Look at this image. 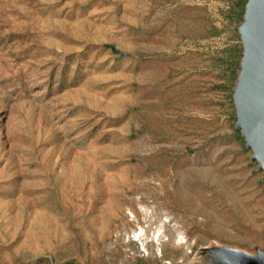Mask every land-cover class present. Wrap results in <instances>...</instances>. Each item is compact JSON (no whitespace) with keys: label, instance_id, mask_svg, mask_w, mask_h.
<instances>
[{"label":"rangeland","instance_id":"1","mask_svg":"<svg viewBox=\"0 0 264 264\" xmlns=\"http://www.w3.org/2000/svg\"><path fill=\"white\" fill-rule=\"evenodd\" d=\"M237 3L0 0V264H264V8Z\"/></svg>","mask_w":264,"mask_h":264},{"label":"trees","instance_id":"2","mask_svg":"<svg viewBox=\"0 0 264 264\" xmlns=\"http://www.w3.org/2000/svg\"><path fill=\"white\" fill-rule=\"evenodd\" d=\"M247 4V0H238L236 4V8L232 11V19L235 18L237 22H241L244 17L245 7ZM237 9V10H236ZM236 10V11H235ZM237 44L236 46L230 47V49L226 50V53H229L225 65L226 68L224 70L225 74L227 73V85H232L237 79V73L240 70V62L243 58V47L242 44ZM226 76V75H225ZM226 87V85L224 86ZM230 99L232 101V95L230 94Z\"/></svg>","mask_w":264,"mask_h":264},{"label":"water","instance_id":"3","mask_svg":"<svg viewBox=\"0 0 264 264\" xmlns=\"http://www.w3.org/2000/svg\"><path fill=\"white\" fill-rule=\"evenodd\" d=\"M253 1L260 4L264 8L263 0H253ZM256 73H260L257 77L258 79L256 78L258 81V85H257L258 90L256 93H258V95L251 98L250 110H251V115H255L254 109L256 106V110L260 115V120L261 122L264 123V54L261 63L258 65L256 69Z\"/></svg>","mask_w":264,"mask_h":264},{"label":"clouds","instance_id":"4","mask_svg":"<svg viewBox=\"0 0 264 264\" xmlns=\"http://www.w3.org/2000/svg\"><path fill=\"white\" fill-rule=\"evenodd\" d=\"M182 239H183V237L181 236L180 239H178L177 242H178V243L181 242Z\"/></svg>","mask_w":264,"mask_h":264}]
</instances>
